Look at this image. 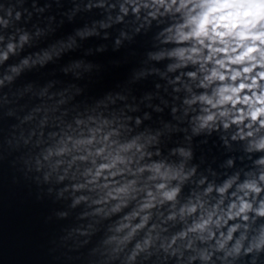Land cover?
<instances>
[{"label": "clouds", "instance_id": "1", "mask_svg": "<svg viewBox=\"0 0 264 264\" xmlns=\"http://www.w3.org/2000/svg\"><path fill=\"white\" fill-rule=\"evenodd\" d=\"M225 3L74 0L69 21L98 15L52 40L0 16V101L13 115L15 89L19 134L42 145L68 202L57 216L77 213L70 233L93 264H264V31L241 32ZM143 37L125 78L93 92L100 65L78 50Z\"/></svg>", "mask_w": 264, "mask_h": 264}, {"label": "water", "instance_id": "2", "mask_svg": "<svg viewBox=\"0 0 264 264\" xmlns=\"http://www.w3.org/2000/svg\"><path fill=\"white\" fill-rule=\"evenodd\" d=\"M73 3L74 0H0V16L11 15L8 32L17 29L33 32L37 27L54 29L55 33L49 32L48 36L52 40L71 33L98 15L95 11H81L69 21ZM222 7L234 10L231 19L245 25L241 32L264 31V11L257 0H226ZM17 12L21 13L18 21ZM8 32L0 29V35L6 38ZM100 43H106L108 51L96 53ZM150 43V37H143L132 48L126 46L120 52H112L111 41L96 39L85 43L77 55L84 56L91 50L87 58L100 65L99 79L89 85L90 89L99 91L123 80L129 66L142 58ZM18 58L12 57L9 63ZM57 77L59 68L52 67L30 78L42 81ZM14 92L15 89L9 91L13 115L8 114L9 106L0 101V264H93L94 257L89 251L92 245L80 247L79 239L70 233L78 226L77 213L69 210L66 219L57 216L60 210L68 208V202L58 198L62 185L57 183L54 172L45 180L49 165L37 164L42 145L37 147L35 142L25 145L19 134L16 118L19 108Z\"/></svg>", "mask_w": 264, "mask_h": 264}]
</instances>
